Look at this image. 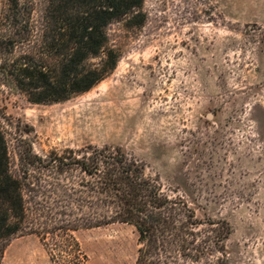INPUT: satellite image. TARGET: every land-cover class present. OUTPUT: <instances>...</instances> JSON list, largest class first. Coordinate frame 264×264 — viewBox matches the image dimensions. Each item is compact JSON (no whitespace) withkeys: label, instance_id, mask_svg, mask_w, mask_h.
<instances>
[{"label":"rangeland","instance_id":"obj_1","mask_svg":"<svg viewBox=\"0 0 264 264\" xmlns=\"http://www.w3.org/2000/svg\"><path fill=\"white\" fill-rule=\"evenodd\" d=\"M142 11L141 26L108 28L119 61L89 92L52 104L1 97L11 155L21 140L38 154L121 148L169 192L230 222L231 264H264V0H145ZM76 238L92 264L137 262L131 225ZM4 245L0 264H52L36 236Z\"/></svg>","mask_w":264,"mask_h":264},{"label":"trees","instance_id":"obj_2","mask_svg":"<svg viewBox=\"0 0 264 264\" xmlns=\"http://www.w3.org/2000/svg\"><path fill=\"white\" fill-rule=\"evenodd\" d=\"M0 1V100L15 92L52 104L89 92L119 61L108 28L146 20L145 0ZM20 142L15 161L0 121V243L33 235L52 264H92L76 234L119 223L139 234L136 264H231L230 222L169 192L121 148L38 154Z\"/></svg>","mask_w":264,"mask_h":264}]
</instances>
